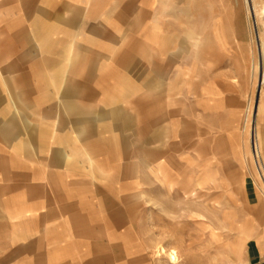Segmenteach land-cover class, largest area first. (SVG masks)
Masks as SVG:
<instances>
[{"label": "crops", "instance_id": "crops-1", "mask_svg": "<svg viewBox=\"0 0 264 264\" xmlns=\"http://www.w3.org/2000/svg\"><path fill=\"white\" fill-rule=\"evenodd\" d=\"M210 1L0 0V264H155V201L215 180L196 173L199 133L244 107ZM248 180L240 219L195 212L214 264H264Z\"/></svg>", "mask_w": 264, "mask_h": 264}, {"label": "rangeland", "instance_id": "rangeland-1", "mask_svg": "<svg viewBox=\"0 0 264 264\" xmlns=\"http://www.w3.org/2000/svg\"><path fill=\"white\" fill-rule=\"evenodd\" d=\"M209 4L212 13L217 15L216 23L220 25L222 17L228 23L227 48L232 51V68L229 70L233 74L234 92L243 91L245 94L244 107L243 111L232 115L229 128L203 129L199 133L200 152L198 149L196 173L203 174L204 169L209 167L215 172V180L203 185L195 196L185 194L184 200L171 201L169 209H162L161 204L155 201L154 222L164 219L166 225L163 228L168 229L164 236H157L153 243L155 264H214L213 261L221 259L223 254L221 239L218 237L213 241L208 229H199L194 222L197 217L195 212L208 217L215 214L214 218L219 224L234 217L240 219L245 211L246 180L249 179L251 185L264 191V82L259 84L260 71L258 67L254 69L262 44L264 46V0H254V17L250 16L247 0H211ZM231 16L232 32L229 33ZM262 70L264 73V61ZM254 141L259 147L255 146ZM193 179L187 177L186 185H193ZM211 204L216 205L214 209H211ZM183 223L184 230L181 226ZM225 227L219 226L220 229ZM161 228L155 225L154 232L161 234ZM183 232L186 241H179V233ZM167 237L169 241H162ZM161 245L176 249L177 263H171L166 254H157L156 250H161Z\"/></svg>", "mask_w": 264, "mask_h": 264}, {"label": "bare ground", "instance_id": "bare-ground-1", "mask_svg": "<svg viewBox=\"0 0 264 264\" xmlns=\"http://www.w3.org/2000/svg\"><path fill=\"white\" fill-rule=\"evenodd\" d=\"M253 2H254V0H252ZM251 0H247V3H248V7H249V12H250V16H252V17H254V15H253V12H254V14H255V5H253V2H252ZM252 2V3H251ZM263 13H264V9H263ZM260 46H261V44H260ZM262 49H260L261 50V52H260V55H259V57L257 58V60H256V62H254V69H256L257 67L259 68V71H260V76H258V78H259V84L260 85H262L263 84V82H264V73H263V61H264V46H263V44H262ZM262 68V69H261ZM253 112V111H252ZM252 112H251V116H253V114H252ZM247 115V114H246ZM249 115V114H248ZM247 118V117H246ZM246 125V124H245ZM247 126V125H246ZM260 139V138H259ZM254 144H255V146L256 147H259V145H258V143H257V141L255 142L254 141ZM262 149V148H261ZM257 150H258V148H257ZM259 151V150H258Z\"/></svg>", "mask_w": 264, "mask_h": 264}, {"label": "water", "instance_id": "water-1", "mask_svg": "<svg viewBox=\"0 0 264 264\" xmlns=\"http://www.w3.org/2000/svg\"><path fill=\"white\" fill-rule=\"evenodd\" d=\"M255 25H256V21H255Z\"/></svg>", "mask_w": 264, "mask_h": 264}]
</instances>
